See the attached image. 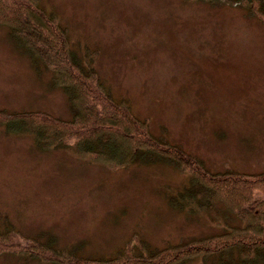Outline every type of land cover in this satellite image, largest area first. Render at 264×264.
<instances>
[{
  "label": "rangeland",
  "instance_id": "1",
  "mask_svg": "<svg viewBox=\"0 0 264 264\" xmlns=\"http://www.w3.org/2000/svg\"><path fill=\"white\" fill-rule=\"evenodd\" d=\"M38 3L66 28L76 54L93 51L99 78L153 134L212 171L264 169V23L257 17L204 0ZM30 108L69 117L49 71L34 70L0 24V109ZM186 180V172L161 162L117 167L67 146L40 148L29 133L0 122V216L23 241L42 233L57 247L98 256L134 233L161 247L220 231L209 214L168 204ZM0 264L53 263L2 251Z\"/></svg>",
  "mask_w": 264,
  "mask_h": 264
},
{
  "label": "trees",
  "instance_id": "2",
  "mask_svg": "<svg viewBox=\"0 0 264 264\" xmlns=\"http://www.w3.org/2000/svg\"><path fill=\"white\" fill-rule=\"evenodd\" d=\"M204 1L236 4L264 23V0ZM0 24L9 27L34 70L49 71L51 86L64 92L69 107V117L41 109H0L6 131L29 133L40 148L67 146L82 159L110 166L161 162L177 168L187 173V180L168 204L189 214H209L222 226L161 247L134 233L113 254L96 256L80 253L77 246L57 247L52 235L38 233L23 241L0 216V252L53 264H264V169L212 171L182 146L153 134L99 78L93 51L76 54L66 28L38 0H0Z\"/></svg>",
  "mask_w": 264,
  "mask_h": 264
}]
</instances>
